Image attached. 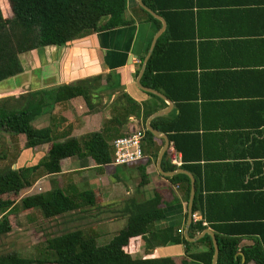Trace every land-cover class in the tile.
<instances>
[{
    "label": "crops",
    "instance_id": "1",
    "mask_svg": "<svg viewBox=\"0 0 264 264\" xmlns=\"http://www.w3.org/2000/svg\"><path fill=\"white\" fill-rule=\"evenodd\" d=\"M163 1L165 4L183 3V0ZM192 2H198V8L191 10L194 23L186 31L191 34L190 40L168 47L161 64L167 76L162 89H167L177 102L169 100L168 103L166 96L158 92L166 99L163 107L136 85L145 68L143 61L149 53L151 56L152 41L162 27L161 21L158 20V27L147 19L136 0H127L129 26L89 34L62 47L49 46L21 55L23 72L0 83V99L100 77L92 81L90 109L82 97L73 98L50 104L31 124L36 129H50L53 141L59 143L68 139L82 140L102 131L110 148L112 142L127 135L132 126H144V116L149 110L165 111L162 117L174 120L180 115L179 101H186L190 110L186 111L189 118L185 119V124L197 126L200 142L198 150L191 149L192 161L186 164L194 166L198 174L186 171L193 176L198 195L199 208L192 213L195 220L191 223L201 224L214 237L238 238L237 251L242 255V249L255 245L264 249V0ZM214 3L220 4V8L209 5ZM223 11L226 13L219 14ZM245 70L255 71L254 79L248 81L247 76L241 75ZM230 99L255 102L254 105L241 104L238 108L218 106ZM247 101L241 103H249ZM138 107L140 111L135 114ZM4 134L10 145L5 147L7 156L4 154L0 160L10 157L8 161H12L6 167L12 169L37 165L49 148L43 145L26 150L23 135ZM147 146L144 142L145 157L138 163L122 166L121 175L112 170L115 168L112 165L95 166L90 158L64 159L60 172L55 175L39 170L20 198L31 191L44 193L53 187L70 197L85 191L97 193L99 203L95 209L74 212L62 219L60 225L91 230L97 242L108 243L126 227L124 205L142 204L156 195L163 218L155 222L154 229L171 227L174 233L184 237L188 206L185 187L159 173L154 151H147ZM170 149L175 150L169 142L161 162L165 168L173 167L169 162ZM196 159L199 161L193 162ZM141 173L146 176L144 182ZM133 178H138L135 186L131 184ZM20 211L22 213L15 215L17 221L21 215L35 213ZM118 222L124 223V227L116 232ZM187 234L193 239L200 233L191 237L188 229ZM132 244V256L137 259L159 256L183 261L186 257L183 244H169L153 251H145L144 242L138 237L132 239ZM206 249L207 245L200 243L192 246L189 253Z\"/></svg>",
    "mask_w": 264,
    "mask_h": 264
},
{
    "label": "trees",
    "instance_id": "2",
    "mask_svg": "<svg viewBox=\"0 0 264 264\" xmlns=\"http://www.w3.org/2000/svg\"><path fill=\"white\" fill-rule=\"evenodd\" d=\"M6 3L7 10L2 9L0 5V83L23 72L20 56L25 53L49 46L62 47L86 35L115 30L131 24L126 19L127 0H6ZM142 3L165 20L166 30L156 41L145 65L140 84L145 88L163 93L172 102H177L167 89H162L167 76H164L165 68L161 64L166 57L168 47H176L186 42L184 40H190L191 34L186 31L189 25L194 23L191 10L193 7L198 8V2L193 4L192 0H183L182 4L175 5L165 4L163 0H142ZM209 5L220 8L218 3ZM139 9L149 21H154L160 27L158 20L143 9ZM220 13L223 15L226 12ZM254 72L245 70L241 71V75L247 76L250 81L254 79ZM109 78L108 76V85ZM98 79L101 78L76 81L40 92L0 99V132L23 135L26 150L43 145L49 147L44 157L35 166L17 169L7 166L0 170V235L9 233L13 227L16 228L12 218L16 217V207L19 204L24 212H39L44 220L64 219L74 212L92 211L98 205L99 196L95 192L85 191L70 197L56 187L44 193L20 198L21 192L31 186L39 170L46 175H55L60 172V163L64 159L90 158L95 166L110 165L111 148L102 135V131L91 133L82 140L68 139L59 143L53 141L50 129H36L31 124L50 104L73 98L82 97L90 109L89 91L92 88V81ZM147 95L158 101L161 106H165L159 97ZM230 100L218 106L238 108L241 104L254 105L255 102L253 99ZM246 101L249 103H241ZM185 102L179 101L180 115L174 120L158 117L153 119L150 125L160 134L166 135L175 150L182 156V166L165 168L163 162L161 164L163 172L182 169L198 175L194 166L186 165L192 161L190 160L191 149L198 150L200 142L197 126L185 124V119L189 118L186 111L190 110V105H185ZM193 107L197 110L196 105ZM139 111L138 107L135 114ZM154 112L155 110H149L144 116V122ZM144 142L148 144L147 151L153 149V157L156 159L163 141L146 131ZM196 161L199 160H193V162ZM167 179L184 185V195L188 201L189 178L179 174ZM141 181H146L144 173H141ZM196 196L198 197L195 183L192 213L199 208ZM123 215L126 216V227L105 245L98 244L97 236L91 230L68 228L61 235L45 240L48 259L26 260L17 255H10L0 258V264H187L190 261L211 264L214 250L211 237L208 235H204L195 243H189L181 234L174 233L171 227L163 230L154 229L155 222L163 218L156 195L142 204L133 202L125 204ZM204 230L201 224L191 223L189 235L192 237ZM137 237L144 242L145 251H153L155 248L169 244H183L186 257L182 259L183 261L159 256L133 258L132 239ZM215 239L219 248L216 264H264V249L260 245L242 249L241 255L237 251L238 238L215 236ZM200 243L207 245L205 251L189 253L192 246Z\"/></svg>",
    "mask_w": 264,
    "mask_h": 264
},
{
    "label": "rangeland",
    "instance_id": "3",
    "mask_svg": "<svg viewBox=\"0 0 264 264\" xmlns=\"http://www.w3.org/2000/svg\"><path fill=\"white\" fill-rule=\"evenodd\" d=\"M0 3L2 9L3 8H6V10L8 9V4L6 3V0H0ZM4 135L5 134L3 132H0V157H3L4 154L5 157L7 156L8 152L5 147H8V145H10L8 138H5ZM18 148L19 147H17V149ZM143 153H144V149H143ZM8 159H10V157H8ZM8 159L4 160L2 158L0 160V170L6 167V165L12 161V160L8 161ZM112 170L117 174L121 175L122 172L124 171V168L115 167L112 168ZM109 175H111V173ZM127 177L129 179V176ZM137 179L138 178H133V180L131 181L132 186H135V182ZM33 193L34 192L31 191L29 195H32ZM65 194L68 195L67 193ZM20 210L22 209H21V205L19 204L18 207H16V213L17 212H18L17 214L22 213V211ZM20 217L21 218H19L18 221L15 220V217L12 218L14 224H16V228L13 227V229H11L9 233L0 235V258L8 257L10 255H17L21 259H26V260L27 259L34 260L40 258L48 259L47 256L48 253H46L45 251L46 250L45 240L48 238L61 235L63 232H66L68 228H71L68 226L66 227L61 226L60 221L62 219L46 221L41 217L39 212H35V213L33 212L27 214V216L21 215ZM123 227H124V223L118 222L117 227L115 229L116 232L118 230H121ZM98 244L105 245L107 244V242L99 241Z\"/></svg>",
    "mask_w": 264,
    "mask_h": 264
},
{
    "label": "water",
    "instance_id": "4",
    "mask_svg": "<svg viewBox=\"0 0 264 264\" xmlns=\"http://www.w3.org/2000/svg\"><path fill=\"white\" fill-rule=\"evenodd\" d=\"M136 1L139 4V6L141 7V9H143L144 11H146L147 13H149L152 17H154L156 20H159L162 23V27H161L160 31L157 33V35L154 37V39L152 41L151 50H150V52H151L152 49H153V47H154V44H155L156 40L158 39V37L164 31V29L166 27V23H165V21L161 17H159L154 12H152L150 9H148L142 3V0H136ZM149 56H150V53H149V55H147V57L143 61V68H144V66L147 63ZM143 72H144V69L141 70V72H140V74H139V76H138V78L136 80V85L138 86V88L141 91L145 92V93H149V94H152V95H155V96L159 97L162 100H166L158 92H156L154 90H151L149 88H145V87H143L140 84V79H141V77L143 75ZM166 101L168 103H170L169 100H166ZM165 113H166L165 111H160V112L154 113L153 115H151L146 120L145 125H144L145 126V130L147 132H149L150 134H152L155 138L162 139L164 141V144H163V146H162V148L159 151L158 156H157V161H156L157 170L159 171V173L161 175H163L165 177H173L175 175L183 174V175H186L189 178V181H190V192H189V199H188V206H187V222H186V228H185V231H184V237H185V239L187 241L196 242L199 239H201L204 235H209L211 237L212 244H213V250H214L211 264H216L217 263V259H218V254H219V248H218L217 241H216L215 237L211 234L210 231L205 230V231H203L202 233H200L198 236H196L193 239L188 238V234L187 233H188V229H189V226L191 224V221H192V203H193L194 194H195V180H194L193 176L191 174H189L188 172L182 170V169H178V170L172 171V172H163V170L161 168L162 158H163L165 152L168 149L169 140H168V138H167L166 135L160 134L158 131L154 130L151 127L150 123H151V121L153 119L164 116Z\"/></svg>",
    "mask_w": 264,
    "mask_h": 264
},
{
    "label": "built area",
    "instance_id": "5",
    "mask_svg": "<svg viewBox=\"0 0 264 264\" xmlns=\"http://www.w3.org/2000/svg\"><path fill=\"white\" fill-rule=\"evenodd\" d=\"M145 132L144 126L140 128L132 126L127 135L115 139L111 145L110 165L122 167L141 161L145 157L142 149ZM169 162L176 168L183 164L180 154L174 149H170ZM192 219H194L193 214Z\"/></svg>",
    "mask_w": 264,
    "mask_h": 264
}]
</instances>
